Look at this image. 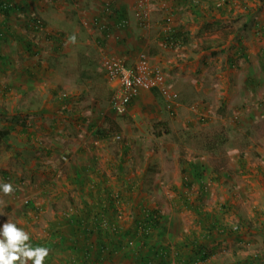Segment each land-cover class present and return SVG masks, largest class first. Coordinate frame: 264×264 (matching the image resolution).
I'll list each match as a JSON object with an SVG mask.
<instances>
[{
  "label": "rangeland",
  "instance_id": "374dc122",
  "mask_svg": "<svg viewBox=\"0 0 264 264\" xmlns=\"http://www.w3.org/2000/svg\"><path fill=\"white\" fill-rule=\"evenodd\" d=\"M1 1L12 11L0 10V49L4 51L0 52V132L8 128L7 136L0 137V184L10 183L14 191L10 196L0 191V226L14 223L29 234L31 245L38 242L39 247L49 248L44 264H66L62 254L61 259L56 256L68 252L67 244L48 246L57 240L48 238L46 227L53 217L69 216L75 208L96 203V195L109 206L106 196L110 193L117 227L127 228L135 219H143V208L157 212L154 218L158 219L156 228L145 229L148 234L139 253L135 247L143 236L140 228L135 239L119 237L121 245L100 264H181L175 257L148 263L138 256L145 257L151 245L178 251L182 238L197 232L196 216L184 209L178 195L186 192L182 180L192 191H199L201 181L204 193L198 200L191 195L193 202L227 227L240 223L243 229L238 236L244 243L237 242L236 235H215L208 244V260L188 259L185 264H237L251 254L264 258V0H227L229 14L223 18L215 13L221 0H194L206 12L213 8L215 22L204 20L202 11L193 17L189 0L177 7L178 18L163 4L175 0H162V4L149 0L143 7L148 12L144 32L151 35L153 31L156 37L175 27L185 35V42L170 53L190 79L181 83L180 90L168 79L181 103L176 114L170 115L161 96H155L153 109L145 108L133 118L130 105L125 115H117L110 106L101 70V57L109 55L104 52L108 47L105 40L98 43L101 35L93 24L106 4L114 8V17L122 16L119 9L125 0ZM139 10L137 5L133 12L139 14ZM169 15L167 24L164 19ZM36 19L42 24L41 32L34 26ZM128 27L109 30L122 37H113L111 47H124L127 38L122 32ZM73 36L74 42L69 40ZM239 41L241 49L255 53L248 67L256 61L252 69L259 83L243 86L244 62L237 67L234 63L237 72L227 75L231 86L225 90L227 85L217 73L228 55L223 47L233 50ZM27 43L33 45L28 51ZM137 50L126 51L132 59L125 62L135 61ZM196 62L204 66L203 71ZM158 122L167 124L168 134L154 136L152 126ZM218 132L224 134L226 144L206 152V139ZM116 134L119 139L114 138ZM81 144L85 155L80 163L85 169L75 179L69 164L72 169L75 163L80 165L75 150ZM94 168L99 176L93 174ZM226 201L232 209L221 212L220 204ZM99 223L109 225L105 218ZM127 239L132 245H126Z\"/></svg>",
  "mask_w": 264,
  "mask_h": 264
},
{
  "label": "trees",
  "instance_id": "16d2710c",
  "mask_svg": "<svg viewBox=\"0 0 264 264\" xmlns=\"http://www.w3.org/2000/svg\"><path fill=\"white\" fill-rule=\"evenodd\" d=\"M227 5H228V1L223 0L222 2L217 4V7L215 6V13L218 12L219 14V16L217 17L216 15L211 13L213 12V8L210 11L208 10V12H206L201 7V4L199 2L196 3L194 2V0H189L188 2L189 12L191 15H193V17H196L202 11L204 15L203 19L207 20V18L208 19L211 18L210 20H212L213 22L216 21V18H223L229 14V12L226 11L225 9ZM0 10L3 13H7L8 11H12V8L9 7V4L0 0ZM121 18H124V16L122 15ZM194 22L199 23L200 21L195 19ZM168 34L174 41L179 40V43L181 44L185 42V35H182L183 34L182 32L181 33L179 31L173 32L172 30H169ZM26 45L27 46L25 48L27 51L30 50V48L33 46L31 43H27ZM241 48H242V44H241V41H239L238 49H241ZM130 122L133 125V122L132 121ZM112 125H113L114 130L116 131L119 130L118 125H116L115 123ZM152 130H153L154 136L156 137L160 136L162 133L168 134L167 124L164 122H158L154 124L152 126ZM7 131H8V128L2 131V133L0 132V137L5 138L7 136ZM226 142L227 141H226L224 134L221 132L220 133L218 132V133L213 134L211 136V139H208V140L206 139V143L203 147L206 152H212V151H215L223 147L226 144ZM123 149H124L123 154H125L124 152L127 148L124 146ZM186 160L188 162L191 161V156H186ZM180 163H182L181 159H180ZM118 170L121 171L122 166L119 165ZM180 172L183 174L184 169L181 168ZM182 183L185 188L187 187L186 192H184L183 194H179L178 198L179 199L182 198L181 202H183L184 204L183 205L184 209H187L194 216H196L197 225H198L197 232L190 231L188 235L183 237L181 243L177 245L178 251H175L173 255H170V251L167 245H159V246L151 245L146 250L147 254L145 255V257H143V255L138 256L139 260L142 259V261L148 262L150 259L159 260V259H167L169 257H172V258L175 257L176 262L177 263L181 262V264H185L188 259L193 260V261L195 260V261L203 262V261L208 260L207 258H209L210 256L209 254H210L211 249H208V244L212 241L213 236L217 235L218 237H221L223 234L224 235L230 234L234 236L236 235L237 236L236 238L238 239L236 241L243 242L241 241L242 239L240 238V236H238L239 231L243 229L240 223L236 225L237 226L236 229H234L232 226L227 227V225L223 224V222H221L215 215L206 213L203 210L202 205H200L197 202H193L192 200L193 198H191V195H195L194 198L197 196L196 198L198 200V195H202L204 193V187L201 181L199 183V191L198 190L192 191L190 186L187 185L183 180H182ZM106 197H108L109 199V202H110L109 206L112 207L113 209V200H112L113 198L111 197L110 193ZM220 207L221 208H219V210H221V212H229L232 209V206L230 205L228 201H226L225 204L224 203L220 204ZM141 213H142L143 219H135L132 222V224L129 225L127 228L117 227L119 226L117 224L111 225L109 223V225L106 226V225H101L98 222H95L91 230L86 229V228L79 229L78 226H80L81 222H78V223L73 222L72 225L75 224V226H77L76 228L72 227V225L71 226L68 225V227L63 228L64 230H58V231L53 232L52 233L53 238L55 240L59 239L61 241L60 242L57 241V243L49 241V243L47 242L48 246L56 247L60 244L66 243L67 247L69 249H72V251L76 254V259L72 261V264H100L102 261L108 258L110 259L113 254L114 248H118L121 245V243L118 241V239H120L119 237L135 239L136 232L140 228L141 233H143V236L140 238L141 240H139V243H137L139 245L138 246L136 245L135 247V251L139 253L141 251L142 245L145 243L143 240L144 238H146L145 236L148 234L145 229L148 228V230H151V229L156 228L157 226L156 221L158 219V217L153 218L157 214V212L155 211L151 213L149 210L143 208ZM98 215L100 216V213ZM76 216L78 217V215H76L75 212H72V214L68 217L65 215H62V218L68 224L69 219H72V220L76 219ZM96 216L97 214L94 215V218ZM76 232H79L80 236L83 235L85 237L83 241L81 237H80L81 241L78 240L77 238L75 239V237H78ZM91 233H93L95 236L102 237L100 238V241H97L96 250L94 252H92L93 251L92 247H88V246L86 247V245H84L87 243H88L87 245H89V243H92V242H86L87 236L90 235ZM67 236H72L71 241L68 240ZM128 242L129 240L127 239L125 241L126 245L128 244ZM32 246L39 247V243L34 242ZM185 247H187V249H183ZM182 249L186 251V255L181 253L180 250ZM242 259L243 260H240L237 264L250 263L249 261H251L252 264H264V258H262L261 255L259 256L257 254H254V255L251 254Z\"/></svg>",
  "mask_w": 264,
  "mask_h": 264
},
{
  "label": "crops",
  "instance_id": "0c3cea01",
  "mask_svg": "<svg viewBox=\"0 0 264 264\" xmlns=\"http://www.w3.org/2000/svg\"><path fill=\"white\" fill-rule=\"evenodd\" d=\"M158 1L161 2L160 4H162V2H163L162 0H158ZM117 3H118V1H115V3H112V4L114 6ZM182 3H183L182 0H175L173 2L169 1V3H163V4H165L167 7H169V10L171 12V15H173V17L178 18L179 12L176 13L177 12L176 10H177V7L180 4H182ZM127 4H128V6H127ZM167 4H169V5H167ZM137 5H138V3L136 2V0H125L123 5L122 4L120 5L121 8L119 9V12H121V14L124 16V18L127 19V25L129 24L128 25L129 27L128 26L124 27L125 29H126V27H128V29L126 31H123V32L121 31L122 34H123L122 36L127 38L126 44H124V47H121L120 45H117L116 47L114 45L112 47L110 46L111 41L113 42V40H111L113 37L117 38L119 36L122 39L121 35H119V33H116L118 31V30L116 31V29H118V27H116V26H115V31L116 32L113 33V31H112V32L109 33V35L106 34L105 38H103L104 37V35H103L102 36V40L100 41L98 39V41H100V43H103L102 41L105 40L106 41L105 46L110 48L111 52L108 51L109 50L108 48H105L104 52L109 54V55L121 58L124 62L126 60L131 61V59H132L130 54H126L127 53L126 51L135 52L137 50V48H139L137 50V53H138V52H140L142 50H147L149 52V54H150V61H151L152 65L156 69L160 70L166 76L167 80L169 79L170 81H173L175 86H177V88H179V90H180L181 83L182 84H186V80L190 79L189 75L183 74L182 73V69L179 66V64H175L174 56L170 53V52H172L171 50L162 49L160 47L161 39L165 35L166 31H160L155 37L153 35V31H151V35L150 34L146 35L147 32H144L145 30H141V29H139L137 27V24H136L137 21L136 20H137V17H138V11H137V14L133 12V9L134 10L137 9ZM98 13H96V15ZM96 15H95V17H96ZM112 28H114V27H112ZM170 30H172L173 32H177L178 31L175 27H171ZM199 30L200 29H198V31ZM139 42H141L142 44H139ZM152 46H154V48ZM122 48H124V49H122ZM157 48H158V50H157ZM201 50H202L203 53L205 52V49H201ZM223 51H224V53H227L228 55L225 56L226 61L223 63L224 65L222 67V70L220 69L217 73L222 78L221 80L223 82H225L226 85H227L224 88L225 90L227 89L228 86L229 87L231 86L230 84H228L226 82L227 81V75L232 76V74H236V72H237L236 71L237 69L234 68L235 67L234 63H236V67H237V64H243V62H244V65H242L241 72H240V74L242 73V75H244L242 77V79H241L243 86L247 87L249 84H253L254 85V84H258L259 83L258 82L259 79H256L254 77V72H253V69H252V66H254L256 61L254 63H251V65H250L251 68L248 67L249 59H251L252 56H255V53L252 50L251 51L253 53H250V52L247 53V51H244V49L240 50L238 48H234L233 50H228V49L223 47ZM231 51L233 52L232 54H231ZM0 52L3 53L4 51L0 49ZM137 53H136V55H137ZM168 53H170L171 56H169ZM130 57H131V59H130ZM200 60H202V58H200ZM133 62H131V63H133ZM125 63L126 64H130V62H125ZM198 63L199 62H196L195 65H197L198 67L202 68L201 71H203L204 66H202V65H200ZM0 66L3 67V65H0ZM242 70H243V72H242ZM255 72L258 73L259 70H256ZM184 76H187V78L184 77ZM257 77H258V75H257ZM105 83H106V88L109 89V92L111 94L110 90L112 88V84L107 83L106 81H105ZM194 88L197 91L200 90V89L196 88L195 86H194ZM155 96H157V97L159 96L160 97V95L157 92H155V91H143V90L138 91L137 95L131 100V102L129 104L131 106L130 107V113H131L130 117L133 118V117L137 116L139 114V112L143 111L145 108L148 111L153 109V106H154L155 103L152 101V99H154L153 97H155ZM161 102H163V99H162ZM154 113H155L154 115L157 116L158 112L156 110H154ZM84 148H85V145L81 144V145H78L77 149L75 150V151H77V154H78L77 156H75V157H78L77 160H76L77 163H80L81 158L84 157V155H85L84 154L85 151L82 150ZM69 165H70V171L73 172V174L76 173V175L74 177H72V178H75V179H77V176H78L77 173L82 172L85 169V166L83 165L82 161H81L80 165H77L75 163V168H73V169H72V163L69 164ZM93 174H95V177L99 176L100 175L99 169L94 168ZM69 175H71V174H69ZM95 199H96L95 200L96 203H94V204H90V205L84 204V205H82L81 208H79V207H78V209L75 208L72 212H75L76 214L78 212L79 213H84L85 215L81 216V217H79V216L77 217L76 216V219H73V220L69 219V223L68 224L62 218V216H61V218L53 217L51 219L52 222H50V224L46 227L47 229H45V233L47 232L46 234H47L48 238L51 239V240L56 241L53 238L52 233L55 232V231H58V230H64L62 228L68 227V225L71 226L73 224V222H76V223L81 222L80 226H78L79 229L86 228V229H90V230L92 229L91 226H93L95 224V222L99 223L104 218L111 225L118 224V223H114V222L118 221L116 219V216H115L116 212H117L116 208L113 206V209H112V207L106 206V205H104V203H101L100 197L98 195L95 196ZM107 201H108V197H107ZM99 202H100L101 206H99L100 205ZM108 203L110 204L109 201H108ZM108 203H106V204H108ZM99 213H100V216L98 215ZM71 214L72 213H70V215ZM95 214H97V216L95 217L97 219L94 218ZM110 218H111V221H109ZM51 226H54V228H52ZM72 227L76 228L77 226H75V224H74V225H72ZM76 233H77L78 237H75V239L77 238L78 240H80V237H81L82 241H83V239L85 237L83 235L80 236L79 232H76ZM67 237H68V240L71 241L72 236H67ZM100 238H102V237L101 236H95L93 233H91L90 235L87 236V241L86 242H92V243H89V245H87L88 243L84 244V245H86V247L87 246L88 247H92L93 248L92 252H94L96 250L97 241H100ZM57 241L60 242L61 240L58 239ZM241 243H244V242H241ZM66 248H67V251L70 254H68V252H62L59 255H57L56 257L61 259V257H62L61 254H62L64 259H65V261H66V264H72V261L74 259H76V254L72 251V249H69L68 247H66ZM168 249L170 251L172 248L168 247ZM173 254H174V252L171 250L170 251V255H173ZM49 257H50V255H48L45 258L44 263L46 262L47 258H49Z\"/></svg>",
  "mask_w": 264,
  "mask_h": 264
},
{
  "label": "built area",
  "instance_id": "2783aa9c",
  "mask_svg": "<svg viewBox=\"0 0 264 264\" xmlns=\"http://www.w3.org/2000/svg\"><path fill=\"white\" fill-rule=\"evenodd\" d=\"M136 2L140 9L136 24L139 29L143 30L148 26V12L143 7H147L149 0H136ZM112 10L114 8L112 9L106 4L93 20L95 31L101 35L99 40H102L103 35V38H105V35L109 34V30L112 27L122 28L127 25V19L121 18V16L114 17ZM103 17L105 18L102 19ZM164 21L168 24L171 21V15L167 16ZM34 26L38 32L43 30L42 24L38 19L34 22ZM170 29L171 27L166 30L165 35L161 39L160 47L175 51L181 46V43H179V40L174 41L169 36L168 31ZM101 70L105 81L112 84L109 103L117 115H125L131 100L140 90L157 92L163 99L165 110L172 116L177 113L181 106L178 93L168 83L166 76L152 65L150 54L147 50L140 51L136 60L131 64H126L115 56L102 55ZM114 138L119 139V135H114ZM233 228L236 229L237 226ZM128 245H132V242L129 241Z\"/></svg>",
  "mask_w": 264,
  "mask_h": 264
},
{
  "label": "clouds",
  "instance_id": "9594fccd",
  "mask_svg": "<svg viewBox=\"0 0 264 264\" xmlns=\"http://www.w3.org/2000/svg\"><path fill=\"white\" fill-rule=\"evenodd\" d=\"M69 40L74 42L75 37ZM0 191L10 196L14 189L12 184L3 183L0 184ZM49 251L47 247H33L29 234L14 223L6 221L0 226V264H16L17 261L19 264H44Z\"/></svg>",
  "mask_w": 264,
  "mask_h": 264
}]
</instances>
